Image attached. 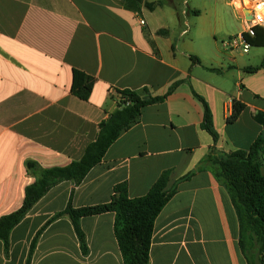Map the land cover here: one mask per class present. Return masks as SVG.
I'll return each instance as SVG.
<instances>
[{"label":"crops","instance_id":"crops-1","mask_svg":"<svg viewBox=\"0 0 264 264\" xmlns=\"http://www.w3.org/2000/svg\"><path fill=\"white\" fill-rule=\"evenodd\" d=\"M159 1L149 10L134 0H0V218L23 205L34 182L28 162L50 169L82 159L117 110L119 91L166 97L142 110L79 187L61 183L34 206L11 232L8 258L0 241V264H26L37 232L70 200L105 204L122 183L140 198L165 172L168 189L193 176L155 222L150 264H247L230 196L210 166H199L213 151H248L264 135L254 118L264 114V68L248 73L261 65L256 57L223 46L245 30L241 0H226L210 25L194 22L201 13L188 0H145ZM252 48L264 59V47ZM75 71L95 79L88 101L72 93ZM196 95L210 108L217 141L203 128ZM234 100L246 108L228 123ZM114 223V213L81 220L85 256L71 221L58 219L31 264H124Z\"/></svg>","mask_w":264,"mask_h":264},{"label":"trees","instance_id":"trees-1","mask_svg":"<svg viewBox=\"0 0 264 264\" xmlns=\"http://www.w3.org/2000/svg\"><path fill=\"white\" fill-rule=\"evenodd\" d=\"M144 4L149 10L162 6V2L147 3L145 0H134ZM160 34L164 31H160ZM256 36L250 40L252 47H264V29L256 28ZM264 68V59L258 68L248 69L255 73ZM95 79L74 72L72 93L83 101L91 97ZM172 91V90H171ZM117 110L99 126L96 140L90 144L80 161L66 167L46 169L36 162H28L27 174L34 182L26 188L23 205L17 211L0 218V241L4 244V254L10 253V236L32 211L34 206L55 186L71 182L74 188L79 187L90 171L98 166L109 148L117 141L121 133L129 129L141 115L142 110L166 97L142 100L133 91H119ZM204 105L203 128L217 141L213 118L204 99L196 95ZM241 102L233 101V113L228 123L235 122L245 110ZM255 120L264 127V114L258 113ZM207 164L214 171L215 177L227 190L239 224V248L247 264H264V135L258 137L248 151H237L221 155L214 151L201 163L199 170ZM193 174L180 179L168 189L169 173L165 172L149 193L140 198H130L128 185L114 187L111 200L105 204L76 208L71 200L64 211L50 219L34 237L26 264H31L38 242L46 228L54 221L68 218L75 230L83 255L89 252L87 238L81 228V220L86 217L115 214L114 233L121 250L124 264H150V252L155 222L163 209L177 194L179 185L190 180ZM74 190L72 191V196Z\"/></svg>","mask_w":264,"mask_h":264},{"label":"built area","instance_id":"built-area-1","mask_svg":"<svg viewBox=\"0 0 264 264\" xmlns=\"http://www.w3.org/2000/svg\"><path fill=\"white\" fill-rule=\"evenodd\" d=\"M264 0H241L239 7L245 17V30L230 37L223 43L225 49L235 55H248L252 48L250 40L256 36V28H264ZM141 26H145L144 19H139Z\"/></svg>","mask_w":264,"mask_h":264},{"label":"rangeland","instance_id":"rangeland-1","mask_svg":"<svg viewBox=\"0 0 264 264\" xmlns=\"http://www.w3.org/2000/svg\"><path fill=\"white\" fill-rule=\"evenodd\" d=\"M188 2L190 3V5L193 4L201 13L200 17H196L193 15L191 16L196 17L194 22L210 25L215 20V9L218 8L219 11L223 10L225 8L226 0H188ZM193 5H191V7L195 9ZM228 10L230 12L232 11V9ZM217 39L219 40V37ZM258 55L259 51L256 48H251L249 55H246L245 57H256V64H261L263 61V57H258Z\"/></svg>","mask_w":264,"mask_h":264},{"label":"clouds","instance_id":"clouds-1","mask_svg":"<svg viewBox=\"0 0 264 264\" xmlns=\"http://www.w3.org/2000/svg\"><path fill=\"white\" fill-rule=\"evenodd\" d=\"M261 7H264V5H262Z\"/></svg>","mask_w":264,"mask_h":264}]
</instances>
